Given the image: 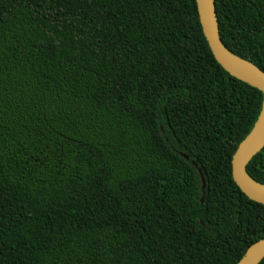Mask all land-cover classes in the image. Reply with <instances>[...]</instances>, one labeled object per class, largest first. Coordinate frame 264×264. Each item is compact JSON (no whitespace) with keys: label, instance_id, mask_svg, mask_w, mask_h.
<instances>
[{"label":"trees","instance_id":"1","mask_svg":"<svg viewBox=\"0 0 264 264\" xmlns=\"http://www.w3.org/2000/svg\"><path fill=\"white\" fill-rule=\"evenodd\" d=\"M215 3L264 71V0ZM263 106L196 0H0V264H237L264 203L232 156Z\"/></svg>","mask_w":264,"mask_h":264},{"label":"water","instance_id":"2","mask_svg":"<svg viewBox=\"0 0 264 264\" xmlns=\"http://www.w3.org/2000/svg\"><path fill=\"white\" fill-rule=\"evenodd\" d=\"M204 35L215 59L231 75L257 87L264 97V71L248 60L234 54L224 44L219 27L215 0H196ZM264 147V106L253 130L240 143L232 156V174L240 189L252 200L264 203V184L251 178L247 165ZM201 172V168L199 167ZM203 178V186L205 179ZM203 200V199H202ZM264 257V237L252 243L237 264H258Z\"/></svg>","mask_w":264,"mask_h":264}]
</instances>
